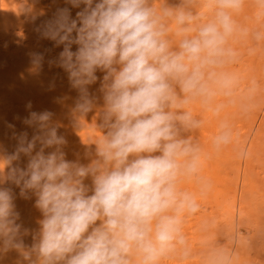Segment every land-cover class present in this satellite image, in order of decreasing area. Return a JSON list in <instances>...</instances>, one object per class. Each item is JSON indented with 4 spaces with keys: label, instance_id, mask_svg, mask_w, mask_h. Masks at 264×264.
Here are the masks:
<instances>
[{
    "label": "clouds",
    "instance_id": "9594fccd",
    "mask_svg": "<svg viewBox=\"0 0 264 264\" xmlns=\"http://www.w3.org/2000/svg\"><path fill=\"white\" fill-rule=\"evenodd\" d=\"M244 2L204 0L212 16L195 28L203 15L159 10L150 0H66L72 8L83 5L75 18L68 7L56 10L41 35L63 46L53 63L78 93L74 123L89 129L85 144L95 146L94 155L87 164L66 159L54 113L29 111L23 123L33 129L31 138L21 133L15 151L0 159V253L14 249L26 264H158L184 243L182 217L199 205L180 182L199 171V148L180 138L191 114L178 110L197 99L207 106L218 91L230 95L234 76L211 69L237 57L228 41L247 34L233 18ZM257 9L264 18V0ZM169 19L181 37L178 50L167 39ZM255 39H264V30ZM42 61L33 54L34 67ZM97 71L103 73V122L85 125L97 104L89 90ZM229 142V132L214 140L217 146ZM22 156L26 166H13ZM6 184L19 187L24 199L36 197L42 218L30 247Z\"/></svg>",
    "mask_w": 264,
    "mask_h": 264
},
{
    "label": "rangeland",
    "instance_id": "374dc122",
    "mask_svg": "<svg viewBox=\"0 0 264 264\" xmlns=\"http://www.w3.org/2000/svg\"><path fill=\"white\" fill-rule=\"evenodd\" d=\"M53 2V0H0V86L3 87V82H5L4 84L8 82L5 89L9 87V92H12V88L17 86L13 89L18 90L20 94L26 97L38 96L42 103V108L39 111H51L54 113V121L60 124L58 132L67 141L63 149L66 159H78L81 163L87 164L92 158L91 147H87L88 145L83 146L90 134L86 132L89 129L87 127L78 128L74 123V116L71 111L78 93L71 88L68 74L53 63L63 50V46H56L54 41L43 38L41 35L42 25L52 18L56 11L55 7L59 8V5L55 3L57 5L55 6ZM150 2L153 7L159 10L183 8L196 16H199L198 14L203 11V13L207 12V15L203 16V20L198 19L195 21L192 25L194 28L203 22H207L212 16L211 12L203 9L205 8L204 0H150ZM191 4H194V7L197 8L193 12L191 11ZM64 5L61 8L68 7L72 18H75L76 13L83 7L81 5V8H74L73 10L70 4ZM257 11V0H245L243 9L233 16L238 27L246 29L247 34L237 32L229 39L228 46L237 52V57L234 62L225 63L221 67L222 70L220 69L221 72H223V69L226 72L225 68H229L232 73L235 74L236 72V77L240 73V77L235 78L236 82L231 87L230 95L218 91V94L207 106L197 99L185 105L182 108L183 111L181 110V112L191 114V126L181 127L180 138L188 140L192 146L199 148V156L202 155L200 158L205 160V166L200 163L199 171L192 178L182 177L180 188L195 195L199 210L192 214L185 213L183 215L180 227L184 243H176L174 248L160 258L158 264H210L209 260L212 257L210 255L215 252L217 254L219 252H217L218 248L224 243L218 236L220 224L217 221L221 217V211L217 206L218 203L212 201V192L203 187V181L206 179L204 177L206 168L211 167V165L217 171L218 178L233 179L231 180L232 184L234 181L240 183L243 177L240 172L235 171L237 162H232L228 155L230 144L217 146L214 143L215 137L223 132H229L230 140L234 138L239 142L241 141L240 143L243 146L241 169H243V162L246 157L245 151H247L257 132H261V130L264 132V129H258L259 123L264 119V101H262L264 100V39L259 41L255 39V33L264 30V18L258 19ZM165 24L170 29L167 39L171 42L173 49L178 50L181 37L176 35L177 25L170 19L166 20ZM190 35H195V33L193 32ZM72 50H76L75 45H73ZM36 53L43 56L39 68L34 67L32 64L33 54ZM240 66L245 70L242 71ZM218 68L211 69V71L219 73ZM96 75L99 79L96 84L90 86L89 90L97 97V104L94 111L88 113L85 117V125L92 124V120L96 118L100 119L96 123L97 125L103 122V99L102 93L99 91L103 73L97 71ZM241 93L243 94L241 95ZM65 95L68 96L65 97ZM244 96L246 97L244 98ZM12 98H4L0 101V159L11 155L15 151L18 143L17 137L20 135L19 129L25 127V131H27L28 127L23 123V120L28 117L29 110H25L23 113L16 111L18 105L22 102ZM13 111L16 112L15 115ZM258 141L260 142L256 150L257 155L251 159L252 162L249 167L248 183L250 181L251 190L246 196L251 203V210L257 213L253 219L257 220L258 226H262L259 231L264 233V138H260ZM80 148L84 149L83 152ZM24 162H27V157L22 156L19 161L13 162V166L18 164L22 167ZM2 166L3 163L0 162V167ZM5 172H7V168H5ZM85 182L91 186L90 179ZM35 199V196L30 199L33 206ZM19 216L18 223L22 225L23 222L21 223L20 220H24V224H26V226H22V230L30 224L31 219L36 217L35 214L31 215L30 210L21 213ZM241 230L239 231L244 232L243 228ZM36 233L32 235L27 233L22 236L26 246L30 247L33 244ZM261 245L264 246V241ZM231 254L230 251L226 264L229 263ZM253 256L252 251L245 253L244 264H264V259H262L264 257L260 258L262 260H258L257 257Z\"/></svg>",
    "mask_w": 264,
    "mask_h": 264
},
{
    "label": "bare ground",
    "instance_id": "6f19581e",
    "mask_svg": "<svg viewBox=\"0 0 264 264\" xmlns=\"http://www.w3.org/2000/svg\"><path fill=\"white\" fill-rule=\"evenodd\" d=\"M53 1H54L53 2L54 5H55V3H57V5H59V8L63 7L64 4H67L66 0H53ZM194 4L190 5L192 8L191 9L192 12L195 11V8H196V6L194 7ZM51 5H53V4H51ZM54 5L52 7H54ZM57 5H55V6H57ZM55 8H56L55 10L58 9V7H55ZM203 9H205V8H203ZM73 10H74V8H73ZM203 12L200 14H198L197 12L196 13L199 16L200 15H203V16L207 15V12L206 13H203ZM192 14H194V13H192ZM194 16H196V15H194ZM54 51H56V50H54ZM49 56H52V55H49ZM242 66H240V67L242 68ZM257 68H258V65H257ZM218 69L221 72V70H222L221 67ZM225 70H226V72L224 71V69H223V72L231 74L236 79L238 77H240L239 72H238L239 74L236 77V72H235V74L232 73L230 71L231 69H229V68H227V69L225 68ZM244 70L242 68V71H244ZM52 71H53V69H52ZM254 71H256V70H254ZM54 73H55V70H54ZM15 74H17V73H15ZM252 74L254 75V73H252ZM241 75H242V73H241ZM256 76H258V75H256ZM29 77H30V75H29ZM24 78H26V77H24ZM239 80H240V78H239ZM234 82H236V81L234 80ZM4 83L5 82H3V85H4L3 87L0 86V101L4 100V98L8 99L10 97H13V98H16L18 101L22 102L20 104V105H22V107H20V105H18V108H21V109L17 108L18 110L16 109V111H19L20 113L25 112V110H29V111L35 110V112H40L39 109L42 108V103L39 100L38 96L37 97L36 96L26 97L25 95L20 94V92L18 90L15 91V89H13L17 86H15L13 88L10 87V88H12L13 91H15V92L18 91L17 93H15V92L12 93L13 91L9 92V90H8L9 87L5 89V86H7L6 84L8 82H6V84H4ZM30 84H33V83H30ZM8 86H9V84H8ZM16 89H18V88H16ZM177 92L179 93V89L177 90ZM241 92H242V90H241ZM242 94L243 93H241V95ZM67 96L68 95H65V97H67ZM245 97L246 96H244V98ZM12 99H10V100H12ZM262 101H264V100H262ZM29 102H31V109H28L26 107V105H28ZM254 104H256V103H254ZM253 106H255V105H253ZM181 110L182 109H179L178 111H181ZM13 112L15 115L16 112L15 111H13ZM254 113H256V112H254ZM99 121H100L99 118L92 120V122L95 124ZM258 127L257 128L259 130L264 129V119L261 120ZM23 132H27L29 137L31 138V136L33 134V129L29 128V127H27V131H25V127L19 129L20 134ZM86 132L89 133V130ZM262 133H264V132H262V130H261V132H257L255 138H253L251 144L247 148V151H245L246 157H245V161L243 162V165H244L242 167L243 169H241V159H242V154H243V146L240 143L241 141L239 142V140L237 141L234 138H232L229 142L230 150L228 151V155L231 158L232 162H234V161L237 162V169L235 171L237 173L240 172V175L242 174L241 176H243L241 178L242 180H240V183L237 181L236 182L234 181V183L232 184L231 180H233V179H228V178L222 179L219 177L220 178L219 179L218 174L216 173L217 171L215 170L213 165H211V167H209V168H206V173L204 174V177L206 179H205V181H203V187H205L207 190H210V192H212V195H213L212 201H215L216 203H218L217 206H219V210L221 211L220 212L221 217L217 221L220 224V231H219L218 236H220V239L223 240V242H224L223 243L224 245L222 244V246L220 248H218L219 250H217V252L218 251L219 252L217 254H216V252L214 253V254H216L215 256H214V254L210 255V257L212 256L211 258L209 257L210 258V260H209L210 264H226L227 257H228V254L230 253V251L232 252V254H231V258H230V261L228 264H244L245 253H247L248 251H252L254 254L253 257H257L258 260L260 258L264 257V246L261 245L262 241H264V233H261L259 231V229H261L262 226H260V225L258 226V223H256L257 220L253 219L255 217V214L257 215V213H255L254 211L251 210L252 209L250 206L251 203H250V201L247 200V196H246V194L251 190V187H250L251 184H249L250 181L248 183L249 167H250V163L252 162L251 159L254 158L255 155H257L256 150H257V146L260 142L258 140L260 138H264V137H262V136H264V135H262ZM85 145L87 146V144H84L83 147H85ZM89 146L91 147V150H90L91 154L94 155L95 146L94 145H88L87 147H89ZM80 149H82V148H80ZM83 150L84 149H82L81 151L83 152ZM201 156L202 155L199 156V164L202 163L205 166V160L203 158H200ZM26 164H27V162H24L22 167L26 166ZM234 167H232V168H234ZM235 176L237 177L236 174H235ZM8 186H11L13 189V193L15 195V201L14 202L16 205V211L19 213V215L21 213H24L25 211H29V210L31 211V215H33V214L36 215L35 218L30 220V224L25 228L28 230L27 233L32 235V234L38 232V230H39L38 221L42 218L40 211L32 205V202H30V199H24L23 197H21L19 187H16L15 185H8ZM215 202H213V203H215ZM20 222L21 223L23 222L22 226L23 225L26 226V224H24V220H22V221L20 220ZM256 224H257L258 228H257ZM241 228L244 229V232L239 231V230H241ZM249 245H251V247H249ZM262 259H264V258H262ZM262 259H260V260H262ZM206 260H208V259H206ZM0 264H24V261H23L21 254L18 251L13 249V250H9L7 252L0 253Z\"/></svg>",
    "mask_w": 264,
    "mask_h": 264
}]
</instances>
